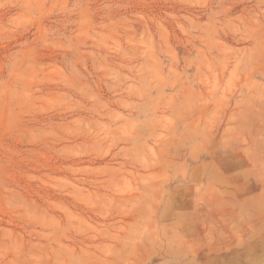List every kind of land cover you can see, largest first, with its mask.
<instances>
[{"label": "rangeland", "instance_id": "374dc122", "mask_svg": "<svg viewBox=\"0 0 264 264\" xmlns=\"http://www.w3.org/2000/svg\"><path fill=\"white\" fill-rule=\"evenodd\" d=\"M0 264H264V0H0Z\"/></svg>", "mask_w": 264, "mask_h": 264}]
</instances>
